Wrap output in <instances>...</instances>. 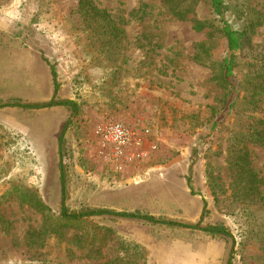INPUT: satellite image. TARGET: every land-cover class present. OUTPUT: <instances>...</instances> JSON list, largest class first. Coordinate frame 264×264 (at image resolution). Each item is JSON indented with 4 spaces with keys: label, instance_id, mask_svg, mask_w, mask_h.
Instances as JSON below:
<instances>
[{
    "label": "rangeland",
    "instance_id": "374dc122",
    "mask_svg": "<svg viewBox=\"0 0 264 264\" xmlns=\"http://www.w3.org/2000/svg\"><path fill=\"white\" fill-rule=\"evenodd\" d=\"M92 1L116 19L122 38L90 27L77 0H0V264H264L255 234L264 228V144L249 135L264 118V97L251 104L242 91L235 111L213 128L223 90L194 56L199 43L211 41L220 60L227 43L193 28L196 18L214 19L209 0H199L185 20L164 0ZM228 3L227 18L238 29L244 10L262 17L242 53L248 72L250 62L264 58V0ZM52 100L72 105L44 106ZM113 120L143 140L119 161L98 134ZM240 148L260 179L257 197L237 178ZM61 155L73 211L201 221L228 229L234 240L106 216L44 229L43 216L17 191L37 194L58 213Z\"/></svg>",
    "mask_w": 264,
    "mask_h": 264
},
{
    "label": "trees",
    "instance_id": "16d2710c",
    "mask_svg": "<svg viewBox=\"0 0 264 264\" xmlns=\"http://www.w3.org/2000/svg\"><path fill=\"white\" fill-rule=\"evenodd\" d=\"M77 1L80 15L90 27L96 30L104 27L111 40L122 38L124 30L118 25L116 19L108 10L99 7L92 0ZM198 1L199 0H164V3L173 16L180 20H185L191 13L195 12ZM209 3L214 19L196 18L194 20L193 28L197 31L209 29V39L217 38V36L225 39L227 43V54L225 57L216 61L211 55L213 43H211V41H206L197 45L194 59L196 62L214 70V77L223 90V103L221 105V110L213 109V114L215 116L213 128H216L221 122H223L224 118H227L235 111L242 91L249 94L247 100L251 104L256 105L257 102L264 97V58L261 62L259 60L257 62H250L248 64V72H244L242 68V53L245 46L250 43L251 33L261 24L262 17L258 12L244 10V22L246 24L242 29H238L234 27L231 21L227 18L229 9L228 0H209ZM52 75L57 90L58 82L55 69L52 70ZM55 103L72 105L70 101L57 103L55 100H52L48 105L44 106H51ZM16 106L23 108L40 107L38 105L21 103H16ZM249 129L250 139L254 142L264 144V118H257L255 124L250 126ZM63 140L64 132L59 138L60 152L63 149ZM237 152V162L235 164L238 168L237 178L242 179V182H244L243 189L246 193H249L250 197L255 194V197H257L259 196L258 185L260 179L251 167L249 151L245 148H240ZM59 169L62 204L58 213L45 204L37 194L25 189L17 191L22 203L29 205L43 216L44 229L48 228V230H50L56 225L63 227L76 226L80 225L87 219L106 216L110 218L139 220L150 224H167L170 226L198 229L215 236H223L234 240L232 233L228 229L217 226H204L201 221L196 224L180 223L177 221L155 218L151 215L137 212L116 211L112 209H82L80 211H73L66 204L67 175L62 155L59 161ZM255 234L258 235L257 238L262 241L264 246V228H259ZM227 264H231V258H229Z\"/></svg>",
    "mask_w": 264,
    "mask_h": 264
},
{
    "label": "built area",
    "instance_id": "2783aa9c",
    "mask_svg": "<svg viewBox=\"0 0 264 264\" xmlns=\"http://www.w3.org/2000/svg\"><path fill=\"white\" fill-rule=\"evenodd\" d=\"M98 134L104 146L111 151L115 161L131 155V150L143 143L139 133L117 120L107 121L100 125Z\"/></svg>",
    "mask_w": 264,
    "mask_h": 264
}]
</instances>
